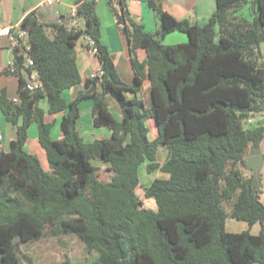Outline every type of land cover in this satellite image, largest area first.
<instances>
[{
	"label": "trees",
	"instance_id": "trees-1",
	"mask_svg": "<svg viewBox=\"0 0 264 264\" xmlns=\"http://www.w3.org/2000/svg\"><path fill=\"white\" fill-rule=\"evenodd\" d=\"M146 1L160 20L156 35L136 21L126 0H109L127 37L135 84L121 78L101 40L96 0H75L79 29L41 21L36 10L22 20L26 44L15 47L14 70L6 71L19 78L21 101L0 92V108L17 126L10 150L0 152V264H23L21 247L28 242L65 236L85 243L90 264H264L261 180L244 173L250 148L264 139V126L246 127L249 118L264 113V0H216L202 26L175 18L164 0ZM248 4L252 18L242 13ZM176 30L188 40L165 43ZM87 36L96 40L101 71L84 81L76 46ZM139 47L147 51L144 62L137 58ZM32 72L42 83L35 90L25 74ZM147 78L150 107L138 96ZM83 82L86 89L68 100L64 91ZM107 94L118 100L122 120L112 115ZM85 98L94 100L95 126L107 127L111 137L86 141L81 135L77 123ZM44 99L50 113L67 112L61 139L52 137ZM150 118L158 125L154 139ZM34 122L49 171L25 149ZM160 146L169 152L163 165L157 162ZM143 163L149 172L170 174L145 189L157 210L137 192ZM105 171L110 176L102 178ZM229 216L250 226L259 222L262 230L231 232ZM65 261L70 264L69 257Z\"/></svg>",
	"mask_w": 264,
	"mask_h": 264
},
{
	"label": "crops",
	"instance_id": "crops-1",
	"mask_svg": "<svg viewBox=\"0 0 264 264\" xmlns=\"http://www.w3.org/2000/svg\"><path fill=\"white\" fill-rule=\"evenodd\" d=\"M129 10L136 21L143 23L147 32L157 34L161 29V24L158 15L154 13V9L147 3L146 0H126ZM75 0H59L53 3V5H47L43 3V0H0V24L20 26L22 20L32 10H36L41 21L44 22H65L71 26L74 25L72 18V8L75 4ZM164 9L171 13L177 19H189L191 23L198 24L200 26L206 24L210 17L216 10V0H164ZM96 13L99 18V26L102 42L108 46L112 59L118 70L121 78L128 84H135L136 73L131 61L130 48L126 35L121 31L119 24L117 23V17L109 4V0H96ZM242 13L252 18L250 13V4L242 9ZM167 44H174L179 42H185L188 40L187 34L173 31L167 34L163 38ZM14 40L11 36L0 37V92L7 90L10 98L18 97L19 78L12 72H6L11 70L14 55ZM264 55V50L262 51ZM137 58L144 62L147 58V51L143 47H139L136 50ZM77 62L82 73L84 81L99 74L101 71V63L96 56L92 53L85 42V39H81V46L77 45L76 50ZM84 82L64 91L65 97L68 100H73L77 97L80 91L85 90ZM127 97L132 98L135 94L132 91L126 92ZM143 99L145 106L150 107L153 104V97L151 91V81L149 78L145 79L142 84V88L138 94ZM106 101L108 102L109 109L112 115L117 120H122L123 112L118 100L110 94H107ZM41 106L45 109L46 121L52 124V137L54 139H61L64 134L62 130V120L66 115V111L59 113H50L48 100L44 99L41 102ZM81 116L78 120V128L81 135L86 141H93L95 139L109 138L111 137V131L105 126H95L94 116V100L93 98H85L80 102ZM150 132L149 136L154 139L158 135L157 122L150 118L147 120ZM264 126V113L257 114L247 120V128H256ZM17 137V126L7 120L0 108V152L9 151L12 141ZM253 147L250 148V151ZM260 153L264 157V139L258 146ZM26 151L35 154L39 157L43 167L49 171L51 169L45 149L39 140L38 126L34 122L29 128V142L25 147ZM251 153L249 154V156ZM169 152L166 147L160 146L157 153V162L163 165L168 159ZM96 164H100L96 162ZM145 166V167H144ZM110 171H105L102 174V178L110 176ZM152 173L154 176H149ZM246 176H250L252 173L244 168ZM139 176L141 185L138 190L141 191V198L147 208L157 210L158 206L153 198H147L145 196V189L156 178H169L170 174L164 172L161 168L149 172L147 169V163H143L139 169ZM260 188H261V201L264 203V160L260 170ZM229 212V209L226 208ZM231 216L227 218L226 226L231 232H240L243 230H250L253 234H258L262 230V224L257 222L250 226L244 220H238ZM54 238V237H47ZM71 237H68V239ZM46 239V238H44ZM59 241V239H58ZM24 247H21V249ZM25 262L23 264H34V258L31 255V251L25 248ZM61 259L59 260L60 263ZM253 264H260L258 262Z\"/></svg>",
	"mask_w": 264,
	"mask_h": 264
},
{
	"label": "rangeland",
	"instance_id": "rangeland-1",
	"mask_svg": "<svg viewBox=\"0 0 264 264\" xmlns=\"http://www.w3.org/2000/svg\"><path fill=\"white\" fill-rule=\"evenodd\" d=\"M154 13L157 15L155 10ZM176 32H181L182 34L186 35V33L179 30H176ZM25 40L26 38H24L22 42L26 44ZM77 45L81 46V40L78 41ZM263 50L264 42L261 44V51ZM13 55L15 59V47L13 50ZM149 176H154V174L150 173ZM140 192L141 191L138 190V193L144 196V194H141ZM225 207L229 209V206L225 205ZM68 237L71 238L68 239ZM65 239H67V241H63ZM25 248L31 251V255L35 261L34 264H66V257H69L70 264H90L92 261V255H90V251L87 249L85 243L79 239H76L75 236H65L59 241L56 237L46 239L43 238L24 244V249L22 248L21 250L23 253V263L25 262ZM60 259L61 261L59 263Z\"/></svg>",
	"mask_w": 264,
	"mask_h": 264
},
{
	"label": "built area",
	"instance_id": "built-area-1",
	"mask_svg": "<svg viewBox=\"0 0 264 264\" xmlns=\"http://www.w3.org/2000/svg\"><path fill=\"white\" fill-rule=\"evenodd\" d=\"M59 1V0H43V3L47 4V5H53L54 2ZM72 18L74 20V27L76 29H79L82 25H83V21L81 19V17H79L78 14V4L75 3L73 8H72ZM2 36H11L12 39L14 40V45L19 46L20 49H22L21 47H23V45L25 43L22 42V40L24 38H26L27 40V36H26V32L20 27V26H12V25H2L0 24V37ZM86 44L88 45V49L96 54L98 52V47H97V43L96 40L91 37V36H87L84 38ZM22 52L19 51L18 54H21ZM33 61L31 58H28L27 60V65H32ZM14 63L12 64L11 70H14ZM29 82V87L31 90H35L37 88H39L40 86H42V83L39 81L38 79V74L36 72H32V73H25ZM13 101L15 102H20V98L16 97L13 98Z\"/></svg>",
	"mask_w": 264,
	"mask_h": 264
},
{
	"label": "water",
	"instance_id": "water-1",
	"mask_svg": "<svg viewBox=\"0 0 264 264\" xmlns=\"http://www.w3.org/2000/svg\"><path fill=\"white\" fill-rule=\"evenodd\" d=\"M264 157L260 153V149L258 147H253L251 149V155L247 157L245 162V168L249 170L258 180H260V170L263 164ZM215 183L219 182V178L215 176L213 178ZM258 185L256 186V189Z\"/></svg>",
	"mask_w": 264,
	"mask_h": 264
},
{
	"label": "clouds",
	"instance_id": "clouds-1",
	"mask_svg": "<svg viewBox=\"0 0 264 264\" xmlns=\"http://www.w3.org/2000/svg\"><path fill=\"white\" fill-rule=\"evenodd\" d=\"M87 45V44H86ZM87 47H88V45H87ZM13 99V98H12Z\"/></svg>",
	"mask_w": 264,
	"mask_h": 264
}]
</instances>
